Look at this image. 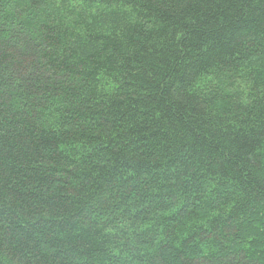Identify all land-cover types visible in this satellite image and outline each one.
Masks as SVG:
<instances>
[{"label": "trees", "instance_id": "1", "mask_svg": "<svg viewBox=\"0 0 264 264\" xmlns=\"http://www.w3.org/2000/svg\"><path fill=\"white\" fill-rule=\"evenodd\" d=\"M0 264H264V0H0Z\"/></svg>", "mask_w": 264, "mask_h": 264}]
</instances>
